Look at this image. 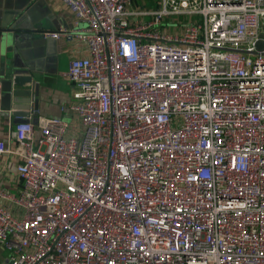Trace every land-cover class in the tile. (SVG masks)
Masks as SVG:
<instances>
[{"label":"built area","instance_id":"built-area-1","mask_svg":"<svg viewBox=\"0 0 264 264\" xmlns=\"http://www.w3.org/2000/svg\"><path fill=\"white\" fill-rule=\"evenodd\" d=\"M60 1L76 123L0 140L9 264H264V0Z\"/></svg>","mask_w":264,"mask_h":264},{"label":"crops","instance_id":"crops-1","mask_svg":"<svg viewBox=\"0 0 264 264\" xmlns=\"http://www.w3.org/2000/svg\"><path fill=\"white\" fill-rule=\"evenodd\" d=\"M0 3L3 11L21 9V14L32 11L27 19L34 29L41 30L38 31L40 33L16 32L5 48L0 45V102L3 109L0 114V140H9L10 132L14 130L17 121L15 112L19 111L14 107L17 104L26 106L25 98H7L12 69L28 71L26 76L35 81V85L27 84L22 88L29 92V98L34 100L42 116L76 123L75 116L66 108L75 90L68 71L71 60L84 54L85 47L77 41L69 43L64 39H45L42 33L74 29L76 20L69 8L60 0H0ZM18 162L5 156L0 169V184L13 194H18L21 189L15 169ZM0 264H9V252L3 246H0Z\"/></svg>","mask_w":264,"mask_h":264},{"label":"water","instance_id":"water-1","mask_svg":"<svg viewBox=\"0 0 264 264\" xmlns=\"http://www.w3.org/2000/svg\"><path fill=\"white\" fill-rule=\"evenodd\" d=\"M7 9L8 7L5 6ZM4 7L0 3V45L5 46L7 42L10 40L13 34L20 31L25 32H38L41 30L34 29V25H31V21L27 19V17L32 13V11H27L21 14V9L18 11H3ZM11 10V9H10ZM21 14V15H20ZM40 33V32H38ZM44 33V32H42ZM263 48V44L259 42L257 44V49L261 50ZM28 71L26 70H18L12 69L10 74L9 85L11 88L8 91L7 98L15 97L17 100L19 98H25V107L19 106L17 104L14 109L19 110L15 112L16 117H27L28 110L30 109L31 97L29 98V92L27 90H23L25 85H35V81L31 76H26ZM19 97V98H18ZM16 103L15 99H13ZM22 102V101H21Z\"/></svg>","mask_w":264,"mask_h":264},{"label":"rangeland","instance_id":"rangeland-1","mask_svg":"<svg viewBox=\"0 0 264 264\" xmlns=\"http://www.w3.org/2000/svg\"><path fill=\"white\" fill-rule=\"evenodd\" d=\"M157 1L158 0H141V1H139V3H140L141 6L144 5L147 8L155 9L156 5H157ZM146 19L149 21L151 18L148 17ZM9 256H10V254H9Z\"/></svg>","mask_w":264,"mask_h":264}]
</instances>
